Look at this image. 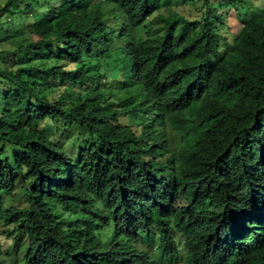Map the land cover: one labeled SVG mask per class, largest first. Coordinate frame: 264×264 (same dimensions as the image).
I'll return each instance as SVG.
<instances>
[{
  "label": "trees",
  "instance_id": "obj_1",
  "mask_svg": "<svg viewBox=\"0 0 264 264\" xmlns=\"http://www.w3.org/2000/svg\"><path fill=\"white\" fill-rule=\"evenodd\" d=\"M222 8L0 0V264H264V17L219 55Z\"/></svg>",
  "mask_w": 264,
  "mask_h": 264
},
{
  "label": "rangeland",
  "instance_id": "obj_2",
  "mask_svg": "<svg viewBox=\"0 0 264 264\" xmlns=\"http://www.w3.org/2000/svg\"><path fill=\"white\" fill-rule=\"evenodd\" d=\"M213 1H223V3L230 4L234 8L227 9L222 8L220 9L219 15L225 19V24L227 25L226 28L221 29V34H223L227 39L221 41L219 40V55L223 53L224 51L232 50L235 42V29H237L242 24L256 18L259 16L264 17V0H237V2H233L231 0H213ZM227 7V6H225ZM176 11H178L180 14H182L184 17H186L189 20L197 19L200 15V12L202 10L201 6H192L188 3H183L182 5H178L174 8ZM33 29V28H32ZM15 41H18V39H15ZM219 55H214L211 57V62L215 61ZM178 205H182V202H179ZM176 238H178L176 236ZM151 241H154V239H151ZM140 247L144 248V246L140 245ZM180 247V255L177 261L171 262V263H165V261H162V252L165 248H167V244L162 238H157L156 242H154L153 247L149 248L146 246L145 249H147L149 252L154 253L156 256L157 264H184L185 263V252L183 244H179Z\"/></svg>",
  "mask_w": 264,
  "mask_h": 264
}]
</instances>
